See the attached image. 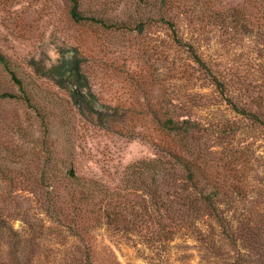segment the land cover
<instances>
[{"label": "rangeland", "instance_id": "374dc122", "mask_svg": "<svg viewBox=\"0 0 264 264\" xmlns=\"http://www.w3.org/2000/svg\"><path fill=\"white\" fill-rule=\"evenodd\" d=\"M68 10L65 0H0V53L29 96L27 102L0 67V94L20 97L0 98V145L14 149L18 167L72 159L80 185L123 193L125 167L154 156L166 117L190 119L217 166L257 170L244 199L232 205L255 210V227L220 240L217 256L181 239L156 255L99 223L88 235L93 264H264V128L236 113L187 52L194 45L232 80L231 103L243 109L253 100L264 111L262 0H80L78 10L92 19L80 21ZM68 59L80 66L92 110L47 74ZM41 218L43 233L27 249L34 264H74L82 249Z\"/></svg>", "mask_w": 264, "mask_h": 264}, {"label": "trees", "instance_id": "16d2710c", "mask_svg": "<svg viewBox=\"0 0 264 264\" xmlns=\"http://www.w3.org/2000/svg\"><path fill=\"white\" fill-rule=\"evenodd\" d=\"M65 1L72 19L92 20L78 10L80 0ZM262 3L264 8V0ZM187 46L192 61L204 70L210 83L227 98L235 112L252 127L263 129L264 111L260 110V104L250 100L239 109L236 103H231L236 93L232 80L194 45ZM0 67L29 102L24 83L9 68L1 53ZM47 72L50 78H58L57 85L68 83L69 96L74 100L86 99L92 110L94 105L88 99L90 91L76 62L63 60L50 66ZM0 98L20 97L1 93ZM198 133L190 119L179 121L168 115L160 128L162 137L154 145V156L128 164L123 176L127 189L123 193L107 194L95 184L80 185L83 177L72 159H42L18 167L10 156L14 149L1 143L0 264L37 261L33 251L27 252V249L33 247V239H39L43 233L41 216L64 229L76 241L78 249H82V257L73 259L74 264L94 263L88 235L99 223L133 247L141 245V250L149 254L166 253L170 243L181 239L191 240L198 244L200 251L217 256L222 248L220 240L230 242L235 233L241 236L258 222L255 210L232 206L244 199L257 170L243 169L236 164L231 167L227 163L217 166L212 149L207 150L198 143ZM22 168L30 172L22 174ZM56 171L58 175L54 174ZM16 220L24 228H15ZM234 222L242 227L234 228Z\"/></svg>", "mask_w": 264, "mask_h": 264}]
</instances>
